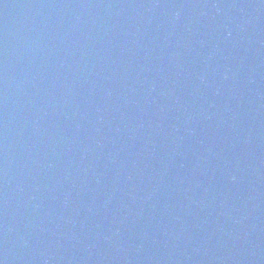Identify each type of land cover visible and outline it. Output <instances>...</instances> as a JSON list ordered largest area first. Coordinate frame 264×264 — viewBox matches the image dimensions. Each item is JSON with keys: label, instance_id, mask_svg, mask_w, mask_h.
<instances>
[{"label": "water", "instance_id": "water-1", "mask_svg": "<svg viewBox=\"0 0 264 264\" xmlns=\"http://www.w3.org/2000/svg\"><path fill=\"white\" fill-rule=\"evenodd\" d=\"M0 264H264V0H0Z\"/></svg>", "mask_w": 264, "mask_h": 264}]
</instances>
